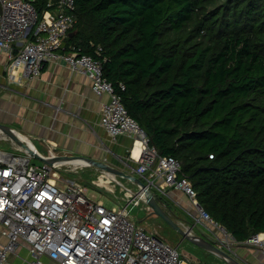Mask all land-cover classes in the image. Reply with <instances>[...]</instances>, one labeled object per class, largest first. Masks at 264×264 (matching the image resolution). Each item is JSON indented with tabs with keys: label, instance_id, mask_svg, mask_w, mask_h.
I'll return each instance as SVG.
<instances>
[{
	"label": "trees",
	"instance_id": "obj_1",
	"mask_svg": "<svg viewBox=\"0 0 264 264\" xmlns=\"http://www.w3.org/2000/svg\"><path fill=\"white\" fill-rule=\"evenodd\" d=\"M74 13L66 45L104 59L199 203L241 243L264 232V0H75Z\"/></svg>",
	"mask_w": 264,
	"mask_h": 264
},
{
	"label": "built area",
	"instance_id": "obj_2",
	"mask_svg": "<svg viewBox=\"0 0 264 264\" xmlns=\"http://www.w3.org/2000/svg\"><path fill=\"white\" fill-rule=\"evenodd\" d=\"M74 10L75 0H50L42 12L33 0H0V48L8 54L10 73L15 75L21 70L34 77L48 62H65L72 70L85 72L97 95H109L101 107V124L110 137L128 134L133 138L129 156L137 165L128 172L140 175L137 176L157 194L168 195L171 188L182 190L191 205L192 221L217 224L226 230L199 203L191 180L179 175V160L160 154L150 143L105 76L104 59L82 53L76 45H66L77 22ZM52 152L51 162L43 160L38 165L32 162L34 153L0 149V264H13L11 256L18 255L22 246L29 254L22 257L26 264H44L45 255L57 264H189L177 245L130 215L129 210L138 203L152 209L141 184L133 189L104 171L132 194L124 197L120 205L108 207L102 199L89 195L79 181L61 177L54 169L68 164L58 162L54 158L57 154ZM225 242L214 243L233 255L234 243L229 247ZM246 242L264 247V232L252 235Z\"/></svg>",
	"mask_w": 264,
	"mask_h": 264
},
{
	"label": "crops",
	"instance_id": "obj_3",
	"mask_svg": "<svg viewBox=\"0 0 264 264\" xmlns=\"http://www.w3.org/2000/svg\"><path fill=\"white\" fill-rule=\"evenodd\" d=\"M8 64V54L0 48L1 122L32 138L33 143L37 138L47 148L40 151L45 155L52 152L49 148H54L57 153L84 154L102 159L125 171H131L132 166L137 165L129 156L133 138L120 134L113 139L101 124V107L109 95H97L85 72L74 71L65 62H48L41 74L33 77L24 75L21 70L11 74ZM139 184L134 179V189L137 190ZM168 192V195L158 193L169 200L164 205L165 209L169 212V208L180 207L191 216L187 195L176 188ZM169 204L171 207L168 208ZM188 223L193 225L190 220ZM200 233L207 234L205 229ZM22 249L27 250L25 246ZM259 250L255 260L264 264V247ZM14 258L12 255V263ZM43 259L44 264H57L46 255Z\"/></svg>",
	"mask_w": 264,
	"mask_h": 264
},
{
	"label": "rangeland",
	"instance_id": "obj_4",
	"mask_svg": "<svg viewBox=\"0 0 264 264\" xmlns=\"http://www.w3.org/2000/svg\"><path fill=\"white\" fill-rule=\"evenodd\" d=\"M35 143L39 151L44 152L47 150L46 146L37 138H34V144ZM18 147L19 143L13 138L4 132L0 133V149L25 153L23 148L17 149ZM49 149L50 151H54L57 155H72L68 153H57L54 148ZM49 154L50 153H47V155ZM32 162L41 165L44 161L38 157H33ZM54 170H57L61 177L72 178L79 181L89 195L102 199L108 207L120 205L124 197L132 195L130 192L126 191L115 178L106 174L103 169L92 164H83L77 167L72 164L62 165L58 169ZM115 177L133 189L136 187L134 186V181L128 177L121 175H116ZM110 185H113V187H110ZM185 202L188 203L187 198H185ZM169 207H171V204H169L168 208ZM169 212L171 213V216H174L173 218L183 227L191 225L188 221H192L193 218L182 208H169ZM129 213L135 218V220H138V222L144 225L147 229L157 231L165 241L177 245L179 251L187 257L189 264H231L218 254L183 236L179 231L169 225L161 216L152 212V209L149 210L146 203L133 205L129 210ZM181 217H184L185 220L183 221V218L180 219ZM207 226H209L213 232L209 230ZM202 229L206 230V235H202V233H200V230ZM192 233L200 235L212 242H223V240H225V243H227L229 247H231L232 243H234V246L232 247L233 251L231 252L236 258L240 259L245 264H258L255 258L259 255L260 245L250 242L239 244L237 241H234L225 229L220 228L217 224L206 225L205 223H199L192 228ZM223 248L229 251L226 247ZM22 257H29L26 249H21L19 254L13 259V263L26 264L24 263Z\"/></svg>",
	"mask_w": 264,
	"mask_h": 264
},
{
	"label": "water",
	"instance_id": "obj_5",
	"mask_svg": "<svg viewBox=\"0 0 264 264\" xmlns=\"http://www.w3.org/2000/svg\"><path fill=\"white\" fill-rule=\"evenodd\" d=\"M0 129L4 133L9 135L11 138H13L16 142L20 143L26 149L25 151L34 153L36 155V157H38L44 161L51 162L52 157H46L40 153L35 152L34 149H32L29 145H27V143H25L23 140H21L18 137V135H16V133H15L16 129L12 128L10 125L0 121ZM54 158H57V159L82 158L86 161L87 164L95 165V166L103 169L107 173H112L114 175H121V176L133 178V179L137 180V182L140 183L145 188L146 201H147L148 205L152 208V212H155L156 214L161 216L169 225H171L174 229L179 231L183 236L189 238L194 243L201 245L204 248L218 254L219 256H221L224 259H226L227 261H229L231 264H245L244 262H242L240 259L236 258L234 255H232L230 252H228L224 248H221L220 246L216 245V243L209 241L208 239H206L200 235H196V234L192 233V228L197 225V223L195 221H192L193 225H191L189 227H183L182 225H180L170 215V213L165 209L164 205L166 204V201H165L164 197L162 195L155 193L152 189H150L146 185V183L142 179H140L138 176L132 175L128 171L120 169V168L108 163L105 160L98 159V158L88 156V155H84V154H80V155L73 154V155H66V156L56 155V157H54Z\"/></svg>",
	"mask_w": 264,
	"mask_h": 264
},
{
	"label": "bare ground",
	"instance_id": "obj_6",
	"mask_svg": "<svg viewBox=\"0 0 264 264\" xmlns=\"http://www.w3.org/2000/svg\"><path fill=\"white\" fill-rule=\"evenodd\" d=\"M0 133H3V131L1 129H0ZM15 133H16V135H18V137L21 140H23L25 143H27V145H29L32 149H34L36 151H39V149L36 147V145L33 143V141L29 137H27V135L23 134L22 132H20L18 130H15ZM19 146L21 148H24L20 143H19ZM138 147H139V144L136 145L135 151L138 150ZM45 156L49 157V156H54V155H53V153H51V155H45ZM57 161L60 162V163H63V164H68V165L72 164L74 166H81L83 164H87L86 161L84 159H82V158L59 159Z\"/></svg>",
	"mask_w": 264,
	"mask_h": 264
}]
</instances>
